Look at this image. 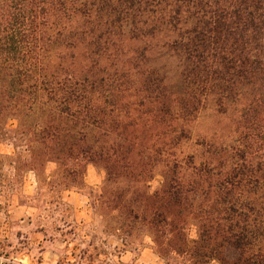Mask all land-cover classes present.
<instances>
[{
    "label": "trees",
    "instance_id": "16d2710c",
    "mask_svg": "<svg viewBox=\"0 0 264 264\" xmlns=\"http://www.w3.org/2000/svg\"><path fill=\"white\" fill-rule=\"evenodd\" d=\"M160 36L175 86L150 66ZM211 100L229 135L195 139ZM6 142L1 192L5 167L22 185L52 165L68 191L92 165L96 213L161 258L264 264V0H0Z\"/></svg>",
    "mask_w": 264,
    "mask_h": 264
},
{
    "label": "rangeland",
    "instance_id": "374dc122",
    "mask_svg": "<svg viewBox=\"0 0 264 264\" xmlns=\"http://www.w3.org/2000/svg\"><path fill=\"white\" fill-rule=\"evenodd\" d=\"M162 40L160 36L153 42L158 47L150 53V66L164 72L175 86L179 70L162 51ZM128 44L138 47L140 42ZM230 126L229 119L218 114L211 100L189 124V130L195 139H210L229 135ZM9 127L15 128L16 123L11 121ZM182 150L191 152L185 143ZM0 154L14 156L12 145L0 143ZM7 168L1 171L9 189H0V264H184L180 258H161L144 234H123L112 220L96 213L95 197L104 173L94 166L87 167L82 186L68 191H53L48 185L55 174L52 165L39 182L30 173L24 176L22 185H16V180L12 183L13 173ZM160 181L159 177L154 180V189Z\"/></svg>",
    "mask_w": 264,
    "mask_h": 264
}]
</instances>
